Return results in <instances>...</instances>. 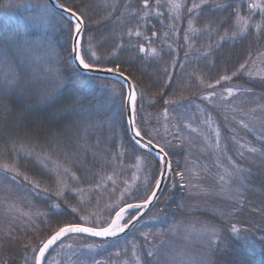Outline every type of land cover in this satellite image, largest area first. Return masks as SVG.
<instances>
[{"label":"snow or ice","instance_id":"6c2138e0","mask_svg":"<svg viewBox=\"0 0 264 264\" xmlns=\"http://www.w3.org/2000/svg\"><path fill=\"white\" fill-rule=\"evenodd\" d=\"M156 5L160 7L161 0H156ZM168 5L170 14L176 13L173 19H179L184 8L190 14L185 39H188V33L196 35L206 32L209 38L215 34L216 43L208 44L207 51L202 53L206 59L214 50L221 49L229 41L248 39L252 28H255L257 38L264 37V3H260L259 0H247L248 15L241 14V4L233 7L231 3L225 4L221 0H198V2L192 0L190 7L185 0H168ZM105 6L110 10L102 20L108 19L117 11L115 5ZM5 7L9 11L15 10V19L9 17L7 23L12 26L7 29L3 27L5 22H0V69H2L0 71V131L23 128L34 133L37 140L34 146L20 143L17 148L16 139H12L9 141L12 150L25 151L26 155L32 156L35 147H39L41 149V152L37 153L39 162L45 168H48L51 162L53 167L49 170L54 171L58 177L57 187L54 190L41 189L40 182L29 180V177L19 170L16 161L0 164V169L13 173L12 181H17V178L21 177L31 184L34 190L40 189L56 197L49 204V210L38 211L36 213L38 216L48 217L50 214L56 216L64 211L62 205L76 214V217L70 221L58 219L54 228L45 220L44 223L50 229L49 234L38 241L33 237L23 242L19 253L23 264H103L96 259L92 250L101 247L106 238L117 237L140 223L144 213L139 210L160 201L164 194L162 185L165 179H172L170 189L178 186L174 177H179V187L197 189L195 192L189 191V195L217 196L229 201V204L215 211L212 221L186 217L173 220L167 223L165 228L157 229L155 232L141 230L139 232L141 243L135 239L127 242L131 245L134 264H264V231L258 233L255 226H245L238 219L248 203L246 193L255 191L253 168L257 167V161L264 174V102H257L255 107L247 110L231 108V111L238 110L247 117L237 120L236 116H233L232 120L236 121L247 135L255 133L252 140H245L236 129L232 130L231 139L237 146L236 156L239 159L227 154V146L222 144L219 128H212L213 121L210 114L205 113L202 122L207 129H211V133H202L199 128H192L190 123L183 125L190 129V132L202 136L203 151L216 154L213 165L217 169L214 174L215 183L204 185L199 183L202 180L200 173L212 175L207 165L198 166L199 171H197L195 170L197 166L187 167L186 162L184 170L174 169L173 161L169 158L171 152L166 150L173 147V142L169 140L163 145L156 143L159 130L145 129L138 124V102L143 99L144 92L141 90L138 97V78L127 71L124 63L117 62L124 48L123 44H117L106 56L99 53L97 45L93 43V36L88 33L93 24L102 21L92 19L90 15L92 6L86 0H27V3L22 0L19 4L9 3ZM229 9L231 11L227 17L220 15L216 21L209 20L202 27H196V17L202 13L215 15ZM141 12L143 15L140 14ZM257 12L261 20L253 24V15ZM130 14L145 22L153 14L162 15L159 11L152 12L149 0H142V9L132 11ZM140 27L141 25L137 23L128 28L127 35L143 36ZM152 35L156 36L157 33L153 32ZM168 35L167 32L164 33L165 38ZM144 39L148 41V47L145 48L143 44L137 43L138 52L144 53L145 57H159L161 53L152 47L151 38L144 37ZM185 55L187 56V53ZM255 64L256 61H253L249 55L235 70L218 75L214 82L206 80L203 75L196 76L199 86L205 90L212 89L206 91L200 98L209 101L215 108L217 105L213 100L216 97L221 101H228L240 91L255 96L251 88L240 89L238 86H229L230 82L242 76L264 81V69L255 67ZM173 67H175L174 63ZM164 71L167 72V68ZM110 76L119 79L110 80ZM170 83L171 76H168L166 84ZM222 85L218 93L216 89ZM157 95L163 97L164 93L160 92ZM260 101H264V96L260 97ZM163 103L172 105L178 101L165 99ZM226 106L231 107L230 104ZM125 113L127 114L125 122L128 125L126 131L131 132L129 140L134 146L133 151L136 148L142 150L141 155L135 156V167L138 171L143 170L147 173L143 182L144 193L140 203H122L126 196L132 195L133 186L125 182L127 186L120 191L119 199L105 206L109 210L108 218L102 219L99 213H88L87 208L81 206L82 198L76 205L69 204L65 198L66 191L80 195L84 189L70 188L59 179L61 175L70 174L73 180H79L75 172H70V169L65 167L72 153L64 150L71 147L77 156L81 150L86 152L87 148L80 144L81 140L86 139V135H82L81 130L84 134L90 129L102 131L105 125L112 130L117 119H123ZM163 116L167 121L169 117L167 108L164 109ZM61 121L64 123L61 124ZM168 131L166 126L165 132ZM180 132L181 129L177 127L176 133L172 135L174 140L181 141L179 146L182 147ZM41 137L43 143L39 142ZM96 143L98 145L100 140L98 139ZM121 147L123 148V145ZM7 150L6 146L0 149V151ZM127 151L128 149H123L114 158L123 157ZM61 152L64 153L63 161L59 158ZM54 154L57 156L56 159H53ZM149 156L152 157L151 160ZM153 161L155 170L152 167ZM241 161L247 162V167ZM103 179L111 180L113 185L116 183L111 175ZM193 180L198 183L193 184ZM164 203H167V198ZM12 207L16 206L12 205ZM181 207L184 205L181 204ZM130 209L138 211L130 215ZM251 211H259L264 216V208L259 210L252 208ZM21 215L31 219L29 213H21ZM164 215L165 209L158 208L149 219L159 220L164 224L166 221L161 219ZM217 217L219 223L216 222ZM32 231L39 235L38 228H33ZM71 234L99 238L100 243L95 241L78 243L75 240L65 242L64 238ZM5 239H15L11 230L0 231V246ZM56 245L61 250L57 252L58 256L63 257L61 261L51 257L50 250Z\"/></svg>","mask_w":264,"mask_h":264},{"label":"trees","instance_id":"16d2710c","mask_svg":"<svg viewBox=\"0 0 264 264\" xmlns=\"http://www.w3.org/2000/svg\"><path fill=\"white\" fill-rule=\"evenodd\" d=\"M22 0H0V22H5L3 27L5 29L11 27L7 21L10 16L15 19L14 11L6 9V5L9 3L15 5L21 3ZM27 3V0H23ZM92 6V19L94 21H102L98 24H93L88 34L93 36V43L97 45L99 53L107 55L117 44H123L124 48L121 50L117 62L124 63L127 71L133 73L138 78L137 95L139 97L141 90L144 92V97L138 102L137 109V122L145 129H158L159 135L166 134L165 141L171 140L173 147L166 149L171 152L170 159L173 161V168L176 170H184V154L185 147L179 146L181 141L173 139V133H176V129L173 126L172 111L192 109L195 102H201V96L206 91H212V89L205 90L202 86L198 85L196 76L203 75L206 80L214 82L218 75L230 73L238 67L239 63L244 62L250 55L253 61H256L259 55L264 53V37L257 38L255 28L250 29L248 39L238 40L235 42L229 41L223 45L219 50H214L212 54L206 59L202 55L207 51L208 44H215L217 37L215 34L212 38H209L207 33L196 34L188 33V39H185V31L188 28V19L190 14L187 13L186 8L181 10L180 18L173 19L176 13L169 12L168 0H161V6L157 7L156 0H149V4L153 13L159 11L162 13L160 16L152 15L148 17L147 22L139 20L138 17H133L130 13L132 11L142 9V0H86ZM188 7L191 6L192 0H185ZM198 2V0H197ZM222 3H231L233 7L237 4L242 6V15H248L247 0H221ZM260 3H264V0H259ZM105 5H115L117 11L113 13L111 17L106 20H102L103 17L108 15L110 8ZM231 9L225 12L216 13L215 15L208 12H204L196 17V27H202L207 21H216L220 15L228 16ZM143 15V12L140 13ZM119 18V19H117ZM261 20L260 14L257 12L253 15V24ZM137 23L141 25L139 30L143 33V36L129 37L127 35V29L135 26ZM173 25V27H169ZM227 27V25H225ZM156 32L157 35L153 36L152 33ZM168 33V37L165 38L164 33ZM144 37L151 38L152 47L156 48L161 53L159 57H145L144 53H139L136 47L137 43L143 44L145 48L148 47V41ZM171 46V47H169ZM187 53V56L185 55ZM173 63L175 67H173ZM257 67L259 65L257 64ZM183 65V67H181ZM110 66V65H109ZM167 68V72L164 69ZM2 71V69H0ZM195 73V75H193ZM171 76V83L166 84V79ZM110 80H116L109 78ZM231 83H241L246 88H251L252 91L264 94V81L257 79H249L247 76H242L238 79H234ZM218 86L217 88H221ZM163 92V97L157 95V93ZM175 99L178 101L176 104L165 105L163 100ZM155 101V102H153ZM193 103V104H192ZM191 104V105H189ZM189 105V108L187 107ZM167 108L169 112L168 120L166 121L163 116L164 109ZM160 116V119L158 118ZM126 118L117 119L114 128L109 130L105 125L102 131H96L92 129L86 133V139L81 140L80 144L87 148V151L81 150L77 156L75 150L71 147L64 151L72 153L69 158L66 167L70 169V172H75L79 180L73 182L72 187H79L84 189L85 200L81 206L87 208L88 213L98 212L102 219H107L109 216V210L106 209V205L113 204L119 199L120 191L127 185H132V195L126 196L122 203H139L142 201L144 187L143 182L147 173L143 170H137L134 173L133 164H136L135 156L141 155L142 150L136 148L133 151L134 146L129 140V135L126 131ZM147 121V123H144ZM64 121H61L63 124ZM167 126L168 132H165ZM75 132V129L73 130ZM119 133L120 140L116 136ZM83 135V130H81ZM73 135V133H68ZM113 134V135H112ZM115 134V135H114ZM155 134V133H154ZM110 135V136H109ZM112 135V136H111ZM159 135L158 138H159ZM16 139L17 148L20 143H24L26 146H34L37 143L35 134L25 129H4L0 131V149L7 147V151H0V164L17 162L19 170L24 172L29 180L40 182L41 189L50 188L55 189L57 187L56 173L50 171L51 165L45 168L39 162L37 153L41 152L39 147H35V152L32 156L26 155L25 151H13L12 145L9 141ZM75 139V137H74ZM100 143L97 145V140ZM253 139V138H252ZM158 141V139H156ZM40 143H43V137L40 138ZM163 145L164 143L158 141ZM183 143V142H182ZM123 145V148L121 147ZM128 149L127 153L123 157H117V154ZM96 154L95 156L93 154ZM154 155V154H153ZM64 153L59 154V158L63 161ZM56 154L53 155V159H56ZM152 157L149 156V160ZM153 170H155V162L153 161ZM254 175V187L255 191L246 193L248 203H246L242 213L238 219L245 226H255L257 232L264 231V216L259 211L252 212V208L261 209L264 208V174L259 167V161H257V167L253 168ZM13 173L5 172L0 169V204L4 206V202L10 200L15 205L20 204L27 208L29 211L31 208H35L40 211H48L49 204L56 197L51 193H45L40 189H33L32 185L24 181L21 177L17 178V181H12ZM111 175L115 180L113 185L111 180L103 179L105 176ZM71 176L70 174L67 177ZM177 182L175 189H170V185L173 182L172 179H166L164 183V194L161 196L160 201L155 204L145 214L151 212H157L158 208L165 209V215L171 218V214L176 216L177 209L180 207V202L183 199L185 193L184 188L179 187V177H174ZM66 180V179H65ZM66 181H70L67 178ZM127 182V185L125 184ZM99 185V186H98ZM115 189V190H114ZM39 193V194H38ZM11 197V198H10ZM65 198L69 204L76 205L80 198L77 195L66 191ZM167 198V203H164ZM13 200V201H11ZM162 203L163 206H159ZM0 205V226H3L0 231L8 232L11 230L12 236L15 239L3 241V245L0 246V264H23L22 258L19 253L22 250L23 242L33 239L38 241L45 238L49 234V227L44 223L48 221L53 228L56 226V221H70L76 217V214L71 213L70 209L62 205L64 211L56 216L49 215L48 217L38 216L32 223L21 224L16 218L13 222H9V217L4 208ZM5 207V206H4ZM135 209H130L129 214H136ZM4 212V215H3ZM15 213V212H14ZM83 214V213H81ZM147 214V215H148ZM16 215V214H14ZM147 215H143L141 221ZM211 218V217H210ZM219 223V222H218ZM140 223H137L135 227L126 234L119 236V238L106 239L105 242L99 247L102 253L94 254L96 259L101 261V257L110 251H116L115 248H119L122 244H127L130 241L132 232ZM33 228H38L39 235L32 231ZM92 240L100 243V239L83 236L81 234H71L69 237L64 238L65 242L72 241L73 239ZM17 241H20L19 243ZM78 241V240H77ZM78 243H81L78 241ZM59 244V242H58ZM58 246V245H56ZM53 246V249L56 248ZM51 251V257L58 259L59 256L54 250ZM98 249V248H97ZM61 251V250H57ZM54 254V255H53ZM101 256V257H100ZM50 257V258H51ZM61 256L58 261H61ZM104 259H102V262ZM111 262V261H110ZM107 264V263H103ZM113 264V262H111Z\"/></svg>","mask_w":264,"mask_h":264},{"label":"rangeland","instance_id":"374dc122","mask_svg":"<svg viewBox=\"0 0 264 264\" xmlns=\"http://www.w3.org/2000/svg\"><path fill=\"white\" fill-rule=\"evenodd\" d=\"M256 61L258 62L257 64L259 65V67H257L256 64H255V67L264 69V53H262L261 56L259 55ZM257 80H260V79H257ZM229 86H238L240 89L246 88L241 83H231ZM221 88H217L216 91L219 93L221 91ZM252 92L255 94V96H252L251 94L240 91L237 93L236 96L229 98L228 101H221L219 97H216L213 100V103L217 105V107L215 108L213 107L211 103H209V101L201 99V102H195L194 104L192 103L193 104L192 109L185 110V106L182 108L183 110H176V108L173 109L172 111L173 113L171 115L173 117V126H175L174 128L176 130H177V127L181 129V132L179 135L183 142V146L185 147L184 168L186 167V162H187V167L192 168L194 167V165L197 166L195 169L197 171H199L198 166L207 165L208 169L212 173V175H207L201 172L200 175L202 176V180L199 181V183H202L204 185L215 183L214 174L216 173L217 169L213 165L215 162L216 154L210 153L208 151H203L202 149L204 147V142H203L202 136L198 133L190 132V129L183 127V125L190 123L192 128H199L202 133H211V129H207L206 125H204L202 122L205 118L204 114L205 113L210 114L212 117V121H213L212 128H217V127L219 128L220 133H221L222 144L227 146V154L229 156H233L236 159H239L236 156L237 146L233 143L231 139L233 135L232 130L236 129L239 135L243 136L245 140H252L255 133H253L252 135H247L245 130L241 129L238 123L232 120L233 116H236L237 120L241 118L247 119V117H244L242 113H240L238 110L236 112L231 111V108H236V109L244 108L245 110H247L250 107H255L257 102H264V101H260V97L264 96V94L262 93L257 94L254 91ZM228 104H230L231 107H227L226 105ZM189 105L187 106L188 108H189ZM158 118L160 119V116ZM91 130L92 129H90L89 131ZM83 135H86V134L83 133ZM212 135H214V133H212ZM116 136L118 138L121 137L118 132L116 133ZM166 136H167L166 134H160L159 138L158 136H156V139H158V141H161L165 144ZM158 141L155 140L156 143ZM63 160H64V156H63ZM49 163L51 164V162ZM241 163L244 164L245 167H247V162L241 161ZM51 167L53 166L51 165ZM65 167H66V164H65ZM133 168H134V173H136L137 168L135 167L134 164H133ZM67 178H69L70 180L69 182L66 181ZM59 179L64 181V183H66L70 188L72 187L73 182H75V180H73L71 176L67 177V176L61 175ZM185 179L187 181L188 177L186 176ZM192 183L196 184L198 182L193 180ZM189 191L195 192L197 191V189L196 188H191V189L184 188L185 195L180 202V204H183L184 207H181L180 205V207L176 210L177 211L176 216L173 214H171L172 215L171 218L168 215L162 216L161 219L165 220L166 223L162 224L160 223L159 220L149 219V217L154 215L155 212H151L150 214L147 213L148 215L144 214L147 216L144 217V219L140 222V224L135 228V231L132 232L130 241H133L135 239L138 243H141L142 238L139 236V232L141 230L143 231L151 230L155 232L157 229L165 228L167 226V223H171L173 222V220H179V219H183L186 217H195L201 220L212 221L214 219L213 213L220 208H225L229 204V201L223 198L217 197V196L189 195ZM85 192H88V191H84L80 195H77L76 193H72V195H77L80 198V201L82 198L84 202L85 200H87L86 198H84ZM13 203H16V202L15 201L10 202V200L8 201L6 200L3 203L5 207L2 205V203L0 204L4 208L5 210L4 212L7 213L9 217V220H8L9 222H13L17 218L19 222H21L22 225L23 224L27 225V223H32L33 220L38 217V215L36 214L38 210L35 211L34 207L31 208V210L29 211L23 205H20V204L15 205ZM12 205H15L16 207L13 208ZM159 206H163L162 203ZM4 212H3V215H4ZM21 213L31 214V219H29L28 216L21 215ZM216 222L217 223L219 222L218 217L216 218ZM2 227H4V225L0 226V230L2 229ZM73 240H75L76 242L80 241L81 243H83L84 241L92 242V240H89V239L83 240V239L75 238ZM72 241H67V242H72ZM125 249H128V251H125ZM130 249H131L130 244L128 243L122 244L119 246V248H115L116 251L114 252L110 251L109 253L104 254L103 257L100 256L101 261L102 259H104L103 263H107V264H111V262H113V264H134V258L131 257ZM53 250L58 252L57 250H60V249L58 246H56V248H54ZM98 252L102 253V251L99 250V248L92 250L93 254H96ZM60 257L61 256H59V258ZM58 259L56 260L58 261Z\"/></svg>","mask_w":264,"mask_h":264},{"label":"water","instance_id":"95a60500","mask_svg":"<svg viewBox=\"0 0 264 264\" xmlns=\"http://www.w3.org/2000/svg\"><path fill=\"white\" fill-rule=\"evenodd\" d=\"M99 75H105L104 73H99ZM109 78H112V79H116V80H118L119 78H115V77H109ZM125 117H126V120H127V114L125 113ZM128 128V125H127V123H126V129ZM127 133H128V135H129V137L131 136V132L130 131H127ZM154 154V153H153ZM165 181H166V179H165ZM165 181H164V183H165ZM164 185L165 184H163L162 185V188L164 187ZM140 203V202H139ZM155 203V202H154ZM153 205H150L148 208H144V209H141V210H139V211H141V212H143L144 214L147 212V211H149L150 210V208L152 207ZM131 228H129L128 230H126V232L125 233H123V234H120L119 236H122V235H124V234H126L127 232H129V230H130ZM119 236H117V237H111V238H106V239H113V238H119ZM96 239H98V238H96Z\"/></svg>","mask_w":264,"mask_h":264}]
</instances>
